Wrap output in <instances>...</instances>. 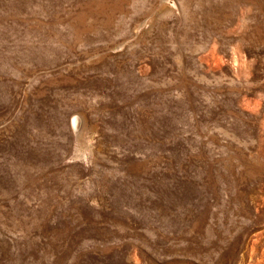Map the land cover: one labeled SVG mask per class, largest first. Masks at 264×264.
<instances>
[{
  "label": "rangeland",
  "instance_id": "374dc122",
  "mask_svg": "<svg viewBox=\"0 0 264 264\" xmlns=\"http://www.w3.org/2000/svg\"><path fill=\"white\" fill-rule=\"evenodd\" d=\"M0 264H264V0H0Z\"/></svg>",
  "mask_w": 264,
  "mask_h": 264
},
{
  "label": "bare ground",
  "instance_id": "6f19581e",
  "mask_svg": "<svg viewBox=\"0 0 264 264\" xmlns=\"http://www.w3.org/2000/svg\"><path fill=\"white\" fill-rule=\"evenodd\" d=\"M76 122L74 121V124H75Z\"/></svg>",
  "mask_w": 264,
  "mask_h": 264
}]
</instances>
